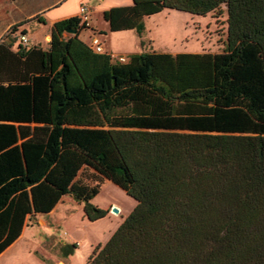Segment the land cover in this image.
Here are the masks:
<instances>
[{
    "label": "trees",
    "instance_id": "1",
    "mask_svg": "<svg viewBox=\"0 0 264 264\" xmlns=\"http://www.w3.org/2000/svg\"><path fill=\"white\" fill-rule=\"evenodd\" d=\"M220 4L217 51L118 60L75 14L46 48L0 41V252L64 194L103 216L89 199L106 178L135 204L84 264H264V0H131L102 17L140 32L161 9Z\"/></svg>",
    "mask_w": 264,
    "mask_h": 264
},
{
    "label": "rangeland",
    "instance_id": "2",
    "mask_svg": "<svg viewBox=\"0 0 264 264\" xmlns=\"http://www.w3.org/2000/svg\"><path fill=\"white\" fill-rule=\"evenodd\" d=\"M80 1L85 5L88 13L87 24L79 28V35L85 40H89L87 29L90 26L98 28L107 26L100 7L108 6L110 3H120L119 5H121V3L131 2V0H62L49 8L46 13L60 15L72 9L77 8L78 10ZM225 16L223 4H220L219 10L209 11L205 14L164 8L144 16V27L138 33L146 49L151 44L157 50L199 48L202 51H217L222 48V40L225 36ZM42 30L44 31L45 27ZM67 34L69 31H64V35ZM115 34L107 37L111 44L109 48L106 46L108 52L122 54L125 48L134 49L135 45L133 46L131 38L126 36V41L121 43L122 39ZM103 41L106 42L105 39ZM82 173L89 175L90 171L85 169ZM89 201L107 209L106 213L99 218L90 220L83 213L82 202L64 194L62 201L58 202L52 213H39L35 216L37 221L34 219L33 224L28 227L35 232L34 238L42 240L40 245H34L35 242L31 243L34 252L26 251L30 241L19 240L0 257V264H59L57 261L64 260L66 256H71L70 264H84L92 247L97 243H103L135 204V200L131 196L106 178H103L98 191ZM111 205L120 206V213L111 211ZM39 219L44 220L43 228L37 223ZM43 230L48 233L44 234ZM89 241H93L95 244L89 246ZM63 243L67 245L75 243L71 252L65 256L61 249ZM42 247L43 249H41Z\"/></svg>",
    "mask_w": 264,
    "mask_h": 264
},
{
    "label": "crops",
    "instance_id": "3",
    "mask_svg": "<svg viewBox=\"0 0 264 264\" xmlns=\"http://www.w3.org/2000/svg\"><path fill=\"white\" fill-rule=\"evenodd\" d=\"M60 1L62 0H0V41L3 40L9 43V48L12 51H16L18 49V44H20L21 46L20 49L27 48L31 45H37V46H40L41 48H46L48 46V40L50 36L49 32H50V26L52 22L54 20L69 16V15H73V14L78 15L77 8L67 11L65 13H62L60 15H48L46 13L48 9L57 5ZM80 3H82V1H80L79 4ZM119 4L120 3H110L108 6L100 7V10L103 11L105 8L109 6L119 5ZM39 18L43 19V22L40 21ZM43 27H45L44 31L42 30ZM143 27H144V24H143ZM87 31H88L89 38L91 35H96V37L98 36V40L100 41L102 45V50L106 52H108L107 48L111 47V44H109L107 37H109V35H113V33H116L115 35L119 36L122 39L121 43L126 41V38H127L126 36H128L129 38L132 39L133 46L135 45L134 49L133 48L123 49L121 55L127 56L129 53L138 52L140 50H157V49H154L151 44H149L148 49H146V47L143 45V42L141 41L142 39L139 37V33L133 28L109 30L108 24H107L106 27H101V28L90 26L87 29ZM39 32H40V35H39ZM79 32L80 30H78V33H77L78 37H80ZM21 34H23L26 37V41L20 40L19 35ZM101 35H102V38H101ZM80 38L84 42L89 44L88 42L89 40H85L82 37ZM103 39H105L106 42L103 41ZM157 51H167V52L175 53L179 51H201V50H199V48L198 49H185V48H175V49L172 48L171 49L170 48V49H163V50H157ZM109 53L116 54L115 52H109ZM62 199H63V195L55 203V205L48 211V213H52L56 209L58 202L62 201ZM118 207H119L118 212L120 213L121 208L120 206ZM39 213H43V212H36L32 218L33 220L22 226L18 236L0 252V257L5 252H7L9 249H11L19 240H22L25 242L30 241L29 244L27 243L28 247H26V251H31L32 253L34 252L31 243L35 242L33 243L34 245H40V242L42 240L34 238L35 232H33L31 228H28V227L33 224L35 216H37ZM37 223L41 225L43 228L44 220L39 219ZM44 230H43L44 234L48 233V231H44ZM89 242H90L89 246H93L95 244L93 241H89ZM41 249H43V247ZM70 257L66 256L64 260L59 259L57 262L59 264H70V261H71Z\"/></svg>",
    "mask_w": 264,
    "mask_h": 264
},
{
    "label": "built area",
    "instance_id": "4",
    "mask_svg": "<svg viewBox=\"0 0 264 264\" xmlns=\"http://www.w3.org/2000/svg\"><path fill=\"white\" fill-rule=\"evenodd\" d=\"M77 16L79 17L80 23L82 22L83 24H87L88 13L86 12V8H85V5L83 3L79 4ZM19 38L21 41H26V37L23 34L19 35ZM89 45L96 51H102V45L95 35L90 36ZM110 55H112L114 58H116L118 60H124L125 59V56L121 55V54H110Z\"/></svg>",
    "mask_w": 264,
    "mask_h": 264
},
{
    "label": "water",
    "instance_id": "5",
    "mask_svg": "<svg viewBox=\"0 0 264 264\" xmlns=\"http://www.w3.org/2000/svg\"><path fill=\"white\" fill-rule=\"evenodd\" d=\"M65 30L69 31V32H74L75 28L74 27H70V28H66ZM110 210L113 211V212H117L118 211V207L115 206V205H111Z\"/></svg>",
    "mask_w": 264,
    "mask_h": 264
},
{
    "label": "bare ground",
    "instance_id": "6",
    "mask_svg": "<svg viewBox=\"0 0 264 264\" xmlns=\"http://www.w3.org/2000/svg\"><path fill=\"white\" fill-rule=\"evenodd\" d=\"M118 211H119V209H118Z\"/></svg>",
    "mask_w": 264,
    "mask_h": 264
}]
</instances>
